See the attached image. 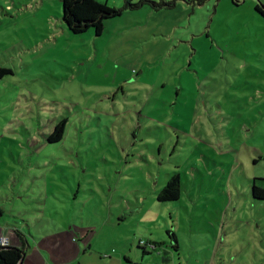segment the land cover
<instances>
[{"label":"rangeland","instance_id":"1","mask_svg":"<svg viewBox=\"0 0 264 264\" xmlns=\"http://www.w3.org/2000/svg\"><path fill=\"white\" fill-rule=\"evenodd\" d=\"M174 3L124 10L95 36L69 33L61 0H0V227L24 221L57 244L74 226L76 244L98 232L132 259L142 241L151 264L167 250L176 264H264L251 195L264 185V0ZM175 175L179 199L159 202Z\"/></svg>","mask_w":264,"mask_h":264},{"label":"crops","instance_id":"2","mask_svg":"<svg viewBox=\"0 0 264 264\" xmlns=\"http://www.w3.org/2000/svg\"><path fill=\"white\" fill-rule=\"evenodd\" d=\"M26 223L23 221L22 225L19 226L6 225L4 227H0V240H6V245L4 246L23 248L25 250L22 264H82L78 262V260L79 257L83 256L93 257L95 260H97V262L92 264H151L144 262L145 257L150 254L147 249L146 252L148 254H144L143 250L142 253H140L136 249V252H134L135 258L132 259L130 243L128 247H126V241L124 240L110 242L108 239H106V237H100L98 232L96 233L91 231L86 234H82L83 236L81 235V243L76 244L73 237V231L75 227L71 226L69 229L70 231L57 229L55 235L48 236V239L50 241H55L57 244H53L50 242H40L39 239L41 238L33 236L28 229L29 224ZM30 239H32L33 242H31ZM174 242H176V240L173 241V243ZM82 245L84 246L83 249ZM112 246H116L115 252L113 250L114 247ZM113 252L118 254L115 257V262H113L112 260L110 262H102L101 257L105 258V261L110 260L111 254ZM61 253L63 254V256L64 254H66V258H68V256L70 255V258L67 261H64V259H61L59 257V254ZM161 255V264H176L173 263L175 255L174 252L170 253L169 250H167L163 251ZM177 264L181 263L177 262ZM183 264L211 263L206 259H196L194 261H190L185 258ZM251 264L262 263L252 262Z\"/></svg>","mask_w":264,"mask_h":264},{"label":"trees","instance_id":"3","mask_svg":"<svg viewBox=\"0 0 264 264\" xmlns=\"http://www.w3.org/2000/svg\"><path fill=\"white\" fill-rule=\"evenodd\" d=\"M206 0H194L196 5L201 6ZM62 3V22L72 35H79L92 30L95 36H100L103 32L104 22L121 16L124 10H136L141 6L148 4L153 9L172 8L175 6L174 0L169 2H151L149 0H140L134 4L131 0H124L121 8L109 7L105 3L96 0H61ZM255 11L264 18V5H255ZM7 69L0 68V78L9 74ZM65 120L55 125L52 133L48 136V142L56 143L62 139ZM256 179L253 180L251 195L255 200L264 201V185H258ZM180 196V180L175 175L170 178L163 189L159 192L157 200L159 202L177 201ZM3 213L0 210V219ZM167 234L175 241L174 236L167 231ZM175 243V242H174ZM144 254L146 248L140 247ZM25 255L23 248L0 246V264H22Z\"/></svg>","mask_w":264,"mask_h":264},{"label":"built area","instance_id":"4","mask_svg":"<svg viewBox=\"0 0 264 264\" xmlns=\"http://www.w3.org/2000/svg\"><path fill=\"white\" fill-rule=\"evenodd\" d=\"M4 245H6V240L5 239H1L0 240V246H4ZM139 246H142L143 248H145L146 246H145V243L144 242H139ZM151 246V248H155V245L154 244H152V245H150Z\"/></svg>","mask_w":264,"mask_h":264}]
</instances>
